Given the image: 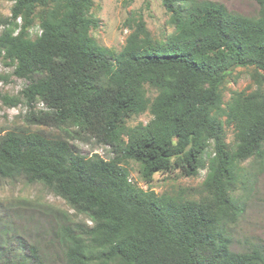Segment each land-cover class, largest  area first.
Wrapping results in <instances>:
<instances>
[{"label":"trees","instance_id":"16d2710c","mask_svg":"<svg viewBox=\"0 0 264 264\" xmlns=\"http://www.w3.org/2000/svg\"><path fill=\"white\" fill-rule=\"evenodd\" d=\"M11 1L0 19V59L27 79L26 103L46 109L27 120L73 124L114 153L87 157L62 137L0 132V177L41 182L92 222L59 225L60 264H264L258 246L230 250L225 232L240 212L237 163L264 158V0H255L256 16L210 0H162L173 32L154 40L139 17L118 52L89 35L93 0ZM35 20L40 31L30 39ZM239 66L253 67L256 87L233 91L223 108L221 85ZM145 85L156 90L152 98ZM146 110V123L127 124ZM224 123L235 130L233 151ZM208 145L199 199L156 194L128 177V160L146 183L172 168L195 175ZM29 251L30 264H40L36 248Z\"/></svg>","mask_w":264,"mask_h":264},{"label":"rangeland","instance_id":"374dc122","mask_svg":"<svg viewBox=\"0 0 264 264\" xmlns=\"http://www.w3.org/2000/svg\"><path fill=\"white\" fill-rule=\"evenodd\" d=\"M210 1L221 3L228 11L246 16H256L259 9L255 0ZM11 4V0H0V19L9 16ZM90 13L97 20V25L89 31L90 37L96 44L113 52L121 49L131 26L139 17L144 20L154 40L162 41L174 30L169 20L170 12L162 0H93ZM17 23L20 21L17 20ZM2 28L0 26V30ZM39 31L38 21L35 20L28 30L29 38L33 39ZM13 69L12 63L0 59L1 133L14 128L37 130L50 137L65 138L84 156L96 153L105 159L113 157L114 153L108 145L97 142L73 124L55 126L28 121L30 114L37 116L46 109L38 101L26 103L21 91L28 81L17 77ZM252 72V66H239L227 75L221 85L223 108L233 91L249 92L256 87ZM145 88L146 96L152 98L156 90L149 85H145ZM7 97H16L15 104H9ZM150 118L151 114L146 110L130 116L126 122L132 126L138 122L146 123ZM220 118L224 120V115ZM224 139L227 148L233 151L236 139L235 130L230 124L224 123ZM211 155L212 146L208 145L202 155L203 166L195 175L187 176L178 168H172L155 173L149 183L141 178L137 162L128 160L125 166L129 179L143 189H151L156 194L199 199L206 194L203 180ZM237 168V180L232 194L239 200L240 212L234 221L225 225L229 249L243 252L258 246L264 253V158L251 156L238 162ZM72 222L92 224L85 214L77 212L41 182H28L23 177H0V263L8 261L10 264H26L28 261L30 264L32 260L29 250L35 247L40 264H60L63 261L62 246L57 243L56 231L59 225Z\"/></svg>","mask_w":264,"mask_h":264}]
</instances>
